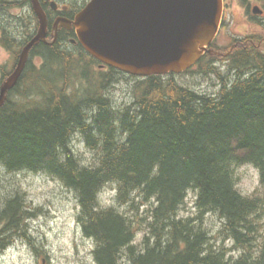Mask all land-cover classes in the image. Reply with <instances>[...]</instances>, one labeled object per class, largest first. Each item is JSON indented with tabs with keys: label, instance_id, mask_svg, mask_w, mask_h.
<instances>
[{
	"label": "trees",
	"instance_id": "1",
	"mask_svg": "<svg viewBox=\"0 0 264 264\" xmlns=\"http://www.w3.org/2000/svg\"><path fill=\"white\" fill-rule=\"evenodd\" d=\"M25 17L1 26L16 61L26 42L17 33L31 37L38 26ZM254 40L264 45L259 35L235 37L228 80L213 65L219 56L200 61V71L222 77L217 94L175 73L130 75L121 99L110 83L123 73L84 48L33 47L44 62L31 59L0 105V173L32 171L72 188L94 264H264V46ZM247 164L260 172L251 192L240 186ZM107 186L114 201L102 205ZM33 208L17 187L2 196L0 252L16 236L31 241Z\"/></svg>",
	"mask_w": 264,
	"mask_h": 264
},
{
	"label": "rangeland",
	"instance_id": "2",
	"mask_svg": "<svg viewBox=\"0 0 264 264\" xmlns=\"http://www.w3.org/2000/svg\"><path fill=\"white\" fill-rule=\"evenodd\" d=\"M61 1L68 3L72 8L77 4V0ZM225 2L222 29L217 39L218 46L223 48L221 50L225 52L232 50L231 47L235 43L234 37L259 35L264 38V14L259 15L252 12L257 6L264 9V0H225ZM10 4L11 6L0 12V19L2 20L0 27L5 26L8 30H12L16 17L26 15L25 18L29 19V16L32 17L33 11L29 4L21 5L20 0H12ZM6 16L14 19L8 21ZM20 18L23 17H19V20L16 18L21 25L19 28H23L24 33H27L30 22L25 23L24 19ZM1 35L2 30L0 29V38ZM17 35L19 38H16L19 42L23 40L24 43L26 41L25 45L36 36L35 34L31 37H25V35L20 36L18 33ZM257 42L258 40H254V44ZM257 45L264 46L261 41ZM75 48L78 47H72L70 51H75ZM12 55V51L5 47L0 40V64H7L8 70L12 65ZM35 55L31 59L35 65L36 63L39 64V67L42 60H37L39 57H35ZM225 58L219 57L217 59V67L221 75H224V79L228 80V59ZM2 75L0 70V81ZM176 78L180 83L211 94H217L223 81L218 73L202 72L198 66L188 72L177 74ZM130 79L131 76L120 73L113 78L110 83L112 90L110 94L113 98L121 99L126 95ZM77 145L79 146V144ZM239 170L242 176L240 180L242 190L251 192L259 187L260 172L255 166L247 164L241 166ZM0 178L2 180V182L0 181V199L4 195L12 193L17 187L25 193L27 202L34 207L32 209L34 215L28 222L31 241L16 236L4 251L0 252V264H94L91 252L93 244L91 240L83 237L78 225L77 218L80 208L76 192L72 188L66 187L61 181L47 175L32 171L1 172ZM111 188V186H107L105 191L108 192L103 191L101 193L102 205H111L114 201L115 194L108 190ZM194 196V194L189 195L186 208H193ZM213 227L217 228L216 225ZM139 234L142 235V231H139Z\"/></svg>",
	"mask_w": 264,
	"mask_h": 264
},
{
	"label": "water",
	"instance_id": "3",
	"mask_svg": "<svg viewBox=\"0 0 264 264\" xmlns=\"http://www.w3.org/2000/svg\"><path fill=\"white\" fill-rule=\"evenodd\" d=\"M32 1L40 28L2 83L0 105L20 80L32 47L47 38V15L39 0ZM223 7L224 0H90L74 25L94 57L125 72L149 76L182 72L197 62L215 39ZM254 12L262 13L258 7Z\"/></svg>",
	"mask_w": 264,
	"mask_h": 264
},
{
	"label": "flooded vegetation",
	"instance_id": "4",
	"mask_svg": "<svg viewBox=\"0 0 264 264\" xmlns=\"http://www.w3.org/2000/svg\"><path fill=\"white\" fill-rule=\"evenodd\" d=\"M83 1V2H82ZM77 0V5L80 3L85 4L88 0ZM43 7L47 12V16L49 19V34L54 37L53 28L55 25L57 26V37L54 45L63 44V42L68 43L69 41L72 44H76L78 42L77 36L73 32L74 27H67L64 23L66 19L74 18V11L71 9V6L67 3H63L61 0H41ZM70 45V44H69Z\"/></svg>",
	"mask_w": 264,
	"mask_h": 264
}]
</instances>
